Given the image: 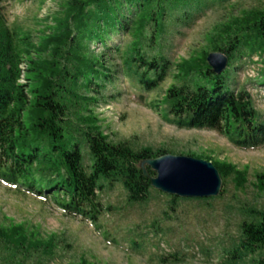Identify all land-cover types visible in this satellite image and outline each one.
<instances>
[{
	"label": "trees",
	"instance_id": "1",
	"mask_svg": "<svg viewBox=\"0 0 264 264\" xmlns=\"http://www.w3.org/2000/svg\"><path fill=\"white\" fill-rule=\"evenodd\" d=\"M230 1L67 0L39 43L24 45L0 0V179L54 198L67 213L91 221L99 219L98 191L107 185L120 183L131 202L148 200L152 185L139 164L166 152L110 140L91 105L122 71L148 90L159 86L174 64L170 47L179 29L194 15ZM118 33L132 35L126 50L108 45ZM94 41L102 48L95 49ZM217 50L229 59L222 73L206 60ZM245 53L264 54V0L217 23L208 48L176 60L177 82L162 99L167 116L181 127L221 132L238 146L264 143V121L243 91L231 89L236 59ZM215 164L223 176L245 180L232 163ZM247 212L235 251L262 253L264 209ZM26 233L19 224L0 227V238L17 251L53 245L52 238L44 242Z\"/></svg>",
	"mask_w": 264,
	"mask_h": 264
},
{
	"label": "rangeland",
	"instance_id": "2",
	"mask_svg": "<svg viewBox=\"0 0 264 264\" xmlns=\"http://www.w3.org/2000/svg\"><path fill=\"white\" fill-rule=\"evenodd\" d=\"M257 3L231 0L194 15L172 38L174 64L164 82L148 90L135 75L122 71L104 98L91 105L114 142L130 141L136 149H154L152 154L189 155L214 164L227 161L243 172L245 180L240 182L234 173L220 174L222 190L210 198L175 196L152 186L148 200L142 202L129 201L120 183L107 185L98 191L103 210L97 221H91L67 213L54 198L0 179V227L19 224L33 238L54 239L48 250L41 245L26 252L0 238V264H264V251H235L247 210L264 209V143L243 147L215 130L181 127L167 116L162 101L177 82L172 74L176 60L208 48L217 23ZM3 4L8 23L23 44L34 45L67 0ZM131 36L118 33L107 42L112 49L126 50ZM92 45L102 48L97 41ZM230 84L235 93L243 91L264 121V54L245 53L236 59Z\"/></svg>",
	"mask_w": 264,
	"mask_h": 264
},
{
	"label": "water",
	"instance_id": "3",
	"mask_svg": "<svg viewBox=\"0 0 264 264\" xmlns=\"http://www.w3.org/2000/svg\"><path fill=\"white\" fill-rule=\"evenodd\" d=\"M209 65L216 73L225 71L229 59L222 51L208 54ZM143 174L151 185L165 193L180 197H215L222 190L223 179L218 167L212 162L189 155L166 153L148 157L140 162ZM148 168L156 175H151Z\"/></svg>",
	"mask_w": 264,
	"mask_h": 264
}]
</instances>
